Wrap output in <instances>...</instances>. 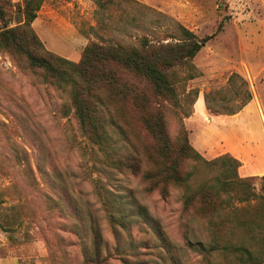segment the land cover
<instances>
[{"label":"rangeland","instance_id":"1","mask_svg":"<svg viewBox=\"0 0 264 264\" xmlns=\"http://www.w3.org/2000/svg\"><path fill=\"white\" fill-rule=\"evenodd\" d=\"M3 2L8 24H16L24 0ZM35 13L30 26L43 47L72 61L98 40L91 27L102 17L98 32L112 42L177 38L178 23L208 37L190 61L194 77L184 80L186 68L177 69L180 106L164 112L172 137L201 101L207 116L227 114L228 103L208 96L206 108L203 96L225 92L232 72L264 106V0H134L103 10L95 0H41ZM128 133L142 155L149 136L135 126ZM253 182L258 188V176ZM166 192L146 191L138 174L108 165L78 129L68 89L0 50V264H132L130 239L147 242L144 264H222L217 256L201 260L200 225L183 215L177 187ZM95 235L99 263L84 260Z\"/></svg>","mask_w":264,"mask_h":264},{"label":"trees","instance_id":"2","mask_svg":"<svg viewBox=\"0 0 264 264\" xmlns=\"http://www.w3.org/2000/svg\"><path fill=\"white\" fill-rule=\"evenodd\" d=\"M40 1L24 0L16 24L9 25L0 0V50L39 72L45 82L68 89L78 129L97 145L108 165L138 174L146 191L157 190L166 196L168 186L180 190L183 215L202 231L203 241L197 242L202 261L217 256L222 264H264V174L258 176L256 188L253 180L257 176L238 175L235 157L225 152L204 158L190 144L182 124L176 136L167 132L165 109L180 106L177 69L186 68L184 80L194 77L190 61L208 37L198 38L178 23L177 38L152 39L143 34L136 43L112 42L98 32L106 24L102 17L91 27L98 40L83 45L78 59L72 61L45 49L31 28ZM95 2L103 10L132 6L134 0ZM223 89L204 94L206 108L212 96L216 102L228 103L225 113L232 114L251 98L246 81L233 72ZM230 89L231 99L238 100L235 105L225 94ZM134 126L150 138L142 155L128 133ZM142 157L149 165L143 166ZM119 225L129 233L122 221ZM129 243L132 264H144L139 255L152 252L146 250L147 242L130 239ZM87 253L84 260L100 262L96 235Z\"/></svg>","mask_w":264,"mask_h":264},{"label":"crops","instance_id":"3","mask_svg":"<svg viewBox=\"0 0 264 264\" xmlns=\"http://www.w3.org/2000/svg\"><path fill=\"white\" fill-rule=\"evenodd\" d=\"M183 124L190 144L204 158L226 152L238 159L239 176L264 174V106L254 95L232 114L207 116L201 101L197 109L193 105Z\"/></svg>","mask_w":264,"mask_h":264}]
</instances>
